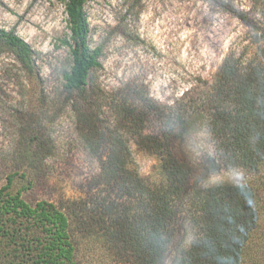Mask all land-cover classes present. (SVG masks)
Returning a JSON list of instances; mask_svg holds the SVG:
<instances>
[{
  "label": "rangeland",
  "instance_id": "374dc122",
  "mask_svg": "<svg viewBox=\"0 0 264 264\" xmlns=\"http://www.w3.org/2000/svg\"><path fill=\"white\" fill-rule=\"evenodd\" d=\"M84 11L100 65L81 99L63 87L70 67L64 0H0V30L28 44L34 61L26 71L0 43V187L7 174L25 173L12 192L22 190L30 205L44 200L64 210L93 198L89 182L107 154L100 141L93 144L96 130H122L140 175L148 176L155 162L142 144L156 123L129 127L128 115L198 102L226 58L253 59L247 47L262 33L233 12L264 23V0H87ZM215 141L198 119L183 152L193 162L206 159ZM247 177L239 167H221L207 182ZM71 228L75 264H125L109 246L76 234L75 223Z\"/></svg>",
  "mask_w": 264,
  "mask_h": 264
},
{
  "label": "trees",
  "instance_id": "16d2710c",
  "mask_svg": "<svg viewBox=\"0 0 264 264\" xmlns=\"http://www.w3.org/2000/svg\"><path fill=\"white\" fill-rule=\"evenodd\" d=\"M86 1L64 0L70 67L63 87L81 99L90 71L100 65L99 50L88 44ZM233 13L262 33L247 47L252 60L226 58L198 102L124 118L134 128L156 123L142 144L155 162L148 176L140 175L120 129L95 132L93 144L100 141L107 154L89 182L93 198L84 204L64 210L44 200L30 205L22 190L12 192L14 179L25 173L6 175L0 187V264H75L71 223L76 234L109 246L125 264H264V23ZM0 43L32 72L28 44L4 30ZM198 119L216 145L213 156L193 162L183 151ZM221 167H239L248 177L239 184H209Z\"/></svg>",
  "mask_w": 264,
  "mask_h": 264
},
{
  "label": "snow or ice",
  "instance_id": "6c2138e0",
  "mask_svg": "<svg viewBox=\"0 0 264 264\" xmlns=\"http://www.w3.org/2000/svg\"><path fill=\"white\" fill-rule=\"evenodd\" d=\"M244 231V229H241V233ZM243 242V240H242V236H241V238H240V240L238 241V243H242Z\"/></svg>",
  "mask_w": 264,
  "mask_h": 264
}]
</instances>
